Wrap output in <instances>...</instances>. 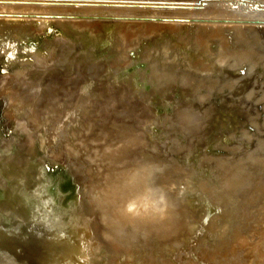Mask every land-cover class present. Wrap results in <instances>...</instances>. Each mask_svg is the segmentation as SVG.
I'll use <instances>...</instances> for the list:
<instances>
[{
  "label": "rangeland",
  "instance_id": "rangeland-1",
  "mask_svg": "<svg viewBox=\"0 0 264 264\" xmlns=\"http://www.w3.org/2000/svg\"><path fill=\"white\" fill-rule=\"evenodd\" d=\"M15 1L0 93L58 88L0 134V264H264V0Z\"/></svg>",
  "mask_w": 264,
  "mask_h": 264
},
{
  "label": "water",
  "instance_id": "water-1",
  "mask_svg": "<svg viewBox=\"0 0 264 264\" xmlns=\"http://www.w3.org/2000/svg\"><path fill=\"white\" fill-rule=\"evenodd\" d=\"M85 1H98V2L113 1V2H116L119 0H85ZM72 44L74 46V44H75L74 41L72 42ZM74 49L76 50L75 47H74ZM76 51H78V49ZM48 95H49L48 93H0V134H3L2 131H4L5 128L9 129V126H6L8 124L12 125L11 128L13 129V131L19 127H21L22 129L27 128L26 129L27 133H35L36 131L38 132L41 128L47 129L48 127L45 125V123H41L42 121L39 123L35 122L34 119H33L34 121H32L28 117V113L26 112L25 108L28 104H31L32 102H36V103L39 102L38 104L41 105L40 109H39L40 111H43L41 108H45V110L47 112H49L48 115H50V116L53 115V113H51L53 104H51V103L47 104V103L43 102V99H46V96H48ZM105 109H108V108H105ZM20 114L25 116V118H26L25 121H14L12 123L11 119L19 117ZM108 115H109V113H108ZM98 120H99L98 117H95V116L91 117V129L88 131L87 137H90L89 132L91 130H94V133L97 131V123H99ZM76 121H77V119H75L72 122V124H74ZM53 124H54V119H53ZM27 125H29V127H27ZM50 126H52V125H50ZM133 127H135V126L133 125ZM7 134L8 133H5V135H7ZM78 135L79 134L76 132L72 136H71V133L63 134V137L61 136L62 138H61L60 143L62 144L63 142H67L71 138L73 141L83 140ZM86 138H84V139H86ZM67 143H70V142H67Z\"/></svg>",
  "mask_w": 264,
  "mask_h": 264
},
{
  "label": "bare ground",
  "instance_id": "bare-ground-1",
  "mask_svg": "<svg viewBox=\"0 0 264 264\" xmlns=\"http://www.w3.org/2000/svg\"><path fill=\"white\" fill-rule=\"evenodd\" d=\"M10 1H15V0H3V3H8V2H10ZM21 1H22V0H21ZM26 1H27V0H26ZM15 2H17V1H15ZM126 2H127V1H126ZM129 2H130V1H129ZM1 3H2V2H1ZM3 3H2V5H3ZM115 3H116V2H115ZM105 4H107V3H105ZM110 4H111V3H110ZM113 4H114V3H113ZM107 5H108V4H107ZM107 5H106V6H107ZM121 5H124V4H121ZM117 6H119V5H117ZM92 7H93V6H92ZM95 7H96V6H95ZM97 7H98V6H97ZM124 7H126V6H124ZM128 7H129V6H127V8H128ZM108 8H109V7H108ZM110 8H111V7H110ZM86 17H87V16H86ZM263 38H264V37H263ZM28 53H29V52H27V53H25V54L27 55ZM25 54H22L21 57H22V58H25V57H26ZM19 61H20V59H14V58H11L9 61H5V62H4V63H5L4 66L6 67V66H9L10 64H16L15 62H19ZM0 69H1V68H0ZM31 73H32V72H31ZM30 77H31V76H30ZM55 88H58V84L56 85V83H53V82H51L50 80H45V81H43V82H42V83H41V84H40L35 90H34V89H32V90H34L36 93H48L49 95L46 96V99H43V102H44V103H48V101L52 98L53 93L55 92V90H54ZM10 91H11V90H10ZM35 92H34V93H35ZM222 97H224V96H222ZM53 99H54V97L51 99V101H52ZM49 102H50V101H49ZM52 102H53V101H52ZM38 103H39V102H38ZM38 103H36V102H32L31 104H28V105L26 106L25 110H26V112L28 113V117H29L32 121L35 120V122H38V123L41 122V121H42L43 123H46L47 120H46L44 117H43L44 119H42V116L40 115V114L42 113V111L39 110L41 105L38 104ZM41 109L44 110V108H41ZM38 113H39V114H38ZM29 118H28V119H29ZM15 119H16V118H15ZM30 119H29V120H30ZM33 119H34V120H33ZM31 120H30V121H31ZM214 120H215L216 122H218L219 118H215ZM13 121H14V118L11 119V122H13ZM18 121H19V120H18ZM45 130H46V129H40L38 132L36 131L37 133H36V135H34L35 138H36V140H37V144H36V145H39V146H41V147L43 146V142L46 141V137H45V136H42L43 134H45ZM46 131H47V130H46ZM47 132H48V131H47ZM4 133H5V132H4ZM39 133L41 134V137H39V135H38ZM27 138H28V136H27ZM49 138H50V137L47 138V141H49ZM22 141H23V144H25V143L27 144V139H26V138L23 139ZM39 143H40V144H39ZM15 149H19V146H15ZM49 159H50V158H49ZM40 165H41V164H40ZM148 167H149V166H148ZM146 170H147V172H149L148 170H151V169H147V168H146ZM150 172H151V174H149ZM150 172H149V173H146V171H145V174H148V175H149V176L147 175V177H150V179L148 178V179H149V182H151L150 180H152V179H151V178H152L151 176H152L153 171H150ZM139 176H140V175H139ZM139 176H138V178H139V180H140V179L142 178V176H140L141 178H140ZM135 178H136V177H135ZM138 178H136V179H138ZM124 182H125L124 180H121V181H120V184L122 185V183L124 184ZM147 182H148V181H147ZM152 182H153V181H152ZM117 185H119V184L117 183ZM152 185H153V184H152ZM152 185H150L149 188L151 187V190H153L154 187H155V188L158 190V191H157V190L155 189V191H156L155 194H156L157 196L159 195V192L162 191V192H160V198H162V200H163V197H164V196H165V197H164V200H165L167 197L170 198V196H166V195H168V193H166V191H167L168 189L166 190V189L162 188L161 190H159L160 187H158L156 184H155V185H156L157 187H156L155 185H154V187H153ZM159 185H160V184H159ZM152 187H153V189H152ZM147 188H148V187H147ZM147 188L145 189V195H146V194H147V195L144 196V194H143V198L146 197V198H145L146 200H145V199L142 200L143 198L140 200L141 203H143V201H145L146 204L143 203V204H142L143 206H144V204L147 206V203H148V204L150 203L148 199H149L150 197H152V195H154V193H153L154 191H153V192L150 191L151 194H152V195H151V194H149V193H150V192H149L150 189L148 188L149 190H147ZM146 190H147L149 193H146V192H147ZM163 190H166V191H163ZM157 192H158V193H157ZM164 192H165V194H163ZM33 193H34V192H33ZM161 193H162V194H161ZM134 194H135V193H134ZM140 195H141V197H142V194H140ZM148 195H150V196H148ZM156 195H154L153 197H157ZM162 195H163V196H162ZM132 196H134V195H132ZM128 197H130V196H128ZM136 197H137V198L140 197L139 194H138V195H135L134 197H130V198H132V199L134 200L133 202H135V200L137 199ZM147 197H148V199H147ZM157 198H159V196H158ZM153 199H154V198H153ZM155 199H156V198H155ZM170 199H172V198H170ZM175 199H176V198H175ZM175 199L173 198L172 200L175 202ZM147 200H148V201H147ZM150 200H151V199H150ZM164 200H163V201H164ZM168 200H169V199H168ZM168 200H165L164 202H163V201H162V202H159V200H157V203L153 201V202H154L153 205L155 204V207L153 206L152 209H153V210H156V209H154V208H157L156 204H158V208H161V206L159 207V203H160V205H161V204H162V205H164V204L166 205V203H167L166 201H168ZM172 200H170V201H168V202H171ZM146 201H147V202H146ZM155 201H156V200H155ZM160 201H161V199H160ZM173 201H172V203L175 204L176 202L174 203ZM158 202H159V203H158ZM165 202H166V203H165ZM136 203H137V202H136ZM136 203H134V204H135V206H137V209H138V205H139L138 203H139V202L137 203L138 205H136ZM134 204H132L133 207H134ZM140 205H141V204H140ZM150 205H151V204H150ZM150 205H149V206H150ZM175 205H176V204H175ZM175 205H173V206H175ZM129 207H131V206H129ZM140 207H141V206H140ZM168 207H169V206H168ZM134 209H135V207H134ZM130 210H131V209H130ZM132 210H133V209H132ZM147 210H148V209H147ZM10 211H11V210H10ZM119 213H120V212H119ZM149 213H150V212H149ZM82 218H83V217H82ZM114 218H115V217H114ZM115 219H116V218H115ZM116 220H117V219H116ZM90 221H91V220H90ZM169 221H171V220H169ZM173 221H174V220H173ZM173 221H171V222H173ZM88 226H89V224H88ZM85 227H87V226H85ZM85 227H82V228H85ZM87 229H88V228H87ZM91 229H93V227H91ZM93 230L95 231V229H93ZM93 230H91V231H93ZM88 232H89V231H88ZM81 233H82V232H81ZM79 235H82V234H79ZM88 236H89V235H88ZM80 237H81V236H80ZM82 237H83V236H82ZM84 237H85V236H84ZM84 237H83V238H84ZM89 237L91 238V236H89ZM87 238H88V237H87ZM69 239H70V238H69ZM81 239H82V238H81ZM84 239H85V238H84ZM91 239H92V238H91ZM91 239L88 238V239H86V240H88V241H86V240H85V241L90 243L89 240H91ZM79 240H80V239H78L77 241H79ZM74 241H75V239L72 240L71 242L73 243ZM81 241H82L83 245H84V243H86V242H83V239L80 240V242H81ZM75 242H76V241H75ZM75 242H74V243H75ZM92 242H93V240L91 241V243H92ZM46 243H47V242H46ZM54 243H55V242H54ZM54 243H53V244H54ZM76 243H77V242H76ZM82 243H79V242H78L77 244H82ZM68 244H69V243H68ZM68 244H67V245H68ZM77 244H75V245H77ZM94 244H95V243H94ZM67 245H66V246H67ZM72 245H73V244H72ZM72 245H71V246H72ZM83 245H80L81 248H80L79 246H75V248L73 247V248H72V252H74V253L76 252V253H77V250H78V249L76 250V248L79 247L80 250H81ZM85 245H87V244H85ZM96 245H97V244H96ZM52 246H53V245H52ZM54 246H55V244H54ZM71 246L69 245L68 247L71 248ZM89 246H90V245H89ZM89 246H88V248H89ZM93 246H94V245H93ZM93 246H91V248H92ZM59 247H60V246H59ZM86 247H87V246H86ZM53 248H54V247H53ZM53 248H52V249H53ZM56 248H57V249H60V248H58L57 246L55 247V249H56ZM63 248H64V247H63ZM70 248H68V250H71ZM84 248H85V246H84ZM84 248H83L82 250H84ZM88 248H87V250H88ZM97 248H98V246H97ZM64 249H65V248H64ZM73 249H75L76 251H75V250L73 251ZM85 249H86V248H85ZM92 249H93V248H92ZM68 250H66V251H68ZM82 250H81L80 252H82ZM87 250H85L84 252H86ZM90 250H91V249H90ZM98 250H100V249L98 248ZM98 250H97V251H98ZM91 251H92V250H91ZM91 251H90V252H91ZM93 251H95V253H96V250H93ZM93 251H92V252H93ZM60 252H63V251H60ZM90 252H89V253H90ZM66 253H67V252H64V256H65ZM70 253H71V252H70ZM74 253H72V254H69V253H68V254H69V256L71 257V255H73ZM89 253H88V254H89ZM55 254H56V251H55ZM61 254H62V253H61ZM68 254H67V255H68ZM78 254H79V258H80V253L78 252ZM88 254L86 253V255H88ZM96 254L98 255V252H97ZM96 254H93V253H92V254H90V255H94V257H95ZM59 255H60V254H59ZM83 255H85V254L83 253ZM90 255H89V256H90ZM62 256H63V255H61V257H62ZM75 256H78V255H77V254H76V255L74 254V256H73L74 259L76 260L78 257L75 258ZM73 257H71V259H72ZM83 257H84V256H83ZM83 257H82V258H83ZM87 257H88V256H85V259H86ZM79 258H78L77 260H81V258H80V259H79ZM89 258L92 259V260H89V261H92V262H90V263L93 264V256H92V257H89ZM89 258H88V259H89ZM74 259H73V261H74ZM66 260H68V259H66ZM94 260H98V259L94 258ZM82 261H83V259H82ZM85 261H86V260H85ZM85 261H83V262H85ZM75 262H76V261H75ZM95 262H98V261H95ZM98 263H99V262H98ZM75 264H76V263H75ZM81 264H82V263H81ZM83 264H85V263H83ZM86 264H89V263L86 262ZM94 264H95V263H94Z\"/></svg>",
  "mask_w": 264,
  "mask_h": 264
}]
</instances>
